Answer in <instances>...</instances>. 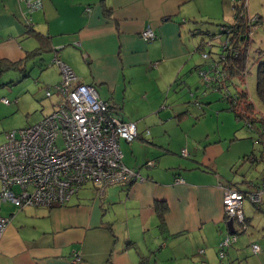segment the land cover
<instances>
[{
  "label": "crops",
  "instance_id": "crops-1",
  "mask_svg": "<svg viewBox=\"0 0 264 264\" xmlns=\"http://www.w3.org/2000/svg\"><path fill=\"white\" fill-rule=\"evenodd\" d=\"M41 2L28 10L23 0H0V60L17 63L14 70L26 73L21 77L36 69L48 87L60 80L50 63L57 55L80 82L94 85L115 113L136 122L137 136L130 142L119 139V146L123 163L143 179L109 184L101 193L87 183L62 205L18 208L0 201V216L9 217L0 237V264H208L218 256L222 224L226 227L224 188H239V182L223 173L236 162L229 158L231 138L216 131L210 137L207 126L211 119L220 130L229 115L207 119L206 106L215 97L199 92L197 68L204 62L188 40L197 35L199 50L204 33L217 29L213 24L232 21L233 1ZM147 26L156 33L148 41L140 35ZM37 34L47 37V47L31 54L40 47ZM184 86L195 89L194 102L201 105L195 114ZM53 94L44 91L43 96ZM58 98H50L40 119L56 108ZM4 140L0 135V144ZM147 160L154 164L145 166ZM160 204L165 211H159ZM243 214L249 230L220 258L222 264H242L244 247L264 236V226L256 229L250 212ZM259 246L248 263L264 264Z\"/></svg>",
  "mask_w": 264,
  "mask_h": 264
},
{
  "label": "built area",
  "instance_id": "built-area-1",
  "mask_svg": "<svg viewBox=\"0 0 264 264\" xmlns=\"http://www.w3.org/2000/svg\"><path fill=\"white\" fill-rule=\"evenodd\" d=\"M232 1L235 8L233 21H245L251 36L258 15L245 14L248 0ZM23 2L28 10L37 9L42 4L41 0ZM234 32L231 27H220L214 37L225 33V38L212 58V38L204 40L201 54L204 59L211 60H207L206 66L197 68L206 86L221 91L224 98L232 93L223 68L225 55L231 52L236 56L240 49L232 48ZM140 35L147 41L156 37L150 26L142 29ZM51 63L58 67L60 80L46 87L45 95L50 96L53 90L60 97V102L37 122L7 131L4 142L0 144V201H9L18 208L62 205L87 183L93 184L101 193L106 185L143 179L138 171L123 163L119 146V139L130 142L137 136L136 122L122 119L98 96L94 85L80 82L74 71L57 55L52 57ZM1 101L9 103L4 97ZM245 123L252 128L248 120ZM181 152L186 153L184 149ZM153 164L154 160L145 162L147 167ZM176 181L183 179L178 177ZM262 195L264 180L258 184L247 183V189L225 187L222 199L224 214L227 218L236 219L241 229H246L243 199L259 203ZM8 222L9 217L0 216V237ZM235 240L236 233H226L219 242V255L223 256V249ZM251 248L254 253L260 251L257 243H252ZM74 255L75 260L80 258L78 252Z\"/></svg>",
  "mask_w": 264,
  "mask_h": 264
},
{
  "label": "rangeland",
  "instance_id": "rangeland-1",
  "mask_svg": "<svg viewBox=\"0 0 264 264\" xmlns=\"http://www.w3.org/2000/svg\"><path fill=\"white\" fill-rule=\"evenodd\" d=\"M232 9L235 11L234 7H232ZM245 14L247 16L260 15L262 17L261 22L256 24L252 32V40L249 44L250 60L247 63V74L245 76L244 82L248 91L249 98L253 102L256 112L255 115L258 116L259 112H264V101L259 98L256 92V68L259 61L264 60V53H261L259 57L254 56L253 60L251 56L254 54L253 50L256 47L264 48V0H248V7ZM233 20L234 16L232 17V21ZM212 27H217L215 32L219 31V25L214 26L213 24ZM195 37L197 38V35L190 36L188 40L189 45L192 48L191 52L195 54L198 60H200L202 63L204 62L202 66H206L207 60L211 59L203 58L200 51L203 48V45L199 50L195 48L196 40L193 39ZM224 38L225 33H221L219 37L212 38L213 46L212 50L210 49L211 58L216 56V50L220 49V42L223 41ZM206 39H209V36H205L204 40ZM53 65L51 64L49 68L51 69L52 67H54ZM22 75L23 73H20L19 71L14 69L5 70L0 74V99L4 97L11 101L10 103H4L2 101L5 106H0V135H5L7 131L22 128L37 122L40 119L41 114L49 110L51 105V103L49 102L50 98L59 99V96L56 92L54 93H56L57 95L53 94V96L49 98L43 96V93L49 83H46L41 78L42 75L38 73L36 69L34 71H31L30 76L21 77ZM35 79L36 83H34ZM198 79L200 84L199 92L204 94L207 93L206 95L209 97H215L213 98L212 102L206 106V113L208 115L207 119L216 116L220 117L223 113L225 115H229V118L224 119L220 130L215 129V127H217L216 122H213L211 119H208L207 121V126L210 128V137L213 136L216 131V133L221 132L222 136H226L225 138H227V140H229V138H231L232 140L231 142L233 145L232 147H230L228 153H231L229 154V158H231V155L236 158V162L230 168L229 166H224L223 173L227 175L228 178H231L232 181H238L239 183H237V186L240 189H247V183L249 182L258 184L255 181L264 176V161L255 160L254 156H257V158L260 156V149L264 147L262 146L264 144L259 141L260 135L257 129H252L249 126L245 125L243 120H237L234 116V113L227 108L229 103L224 98L222 92L206 86L203 79L200 78L199 75ZM233 80L235 83H239L238 79ZM43 81L45 83H41ZM40 83L43 84L42 87H40ZM51 84L54 85L53 83ZM184 88L186 90V94L191 98L189 101V104L191 105L190 113L195 114L200 110L201 106L199 105V103L194 102L195 99L193 93L195 92V89H190L187 86H184ZM229 90L234 92L235 86L233 84H230ZM9 104H11L12 106L7 107V105ZM42 108L44 111L42 110ZM219 124H221V121ZM245 144L247 145V148L246 150L242 151L243 147H245ZM244 157H246L245 160ZM243 173L244 177L248 179V181H246V187L245 183H240ZM242 205V210L246 215L247 211L250 212L252 225H254L256 229L259 230L262 226H264V203H262V201L255 204L248 198H244ZM234 227L237 229V233H240L236 234V240L233 241L231 245H233L237 241V237L245 235L244 233L246 232V230H249V226L246 229H241L239 223L236 222V219L234 220ZM221 232L223 233L222 238L226 235V233H228L224 224H222ZM216 233L218 234L217 231ZM252 235H255V233H253ZM257 240H259V243H256L264 247V236L259 234ZM231 245L223 249V256L226 255V252L231 248ZM249 246L244 247L245 251L244 253H242L241 257L242 264H250L248 263V260L252 259L255 256L257 257V254H259V252L254 253L251 245ZM223 256L221 257L218 251V256L215 255L214 259L212 261H209L208 264H222L223 259L221 260L220 258H223ZM231 264H238V262H231Z\"/></svg>",
  "mask_w": 264,
  "mask_h": 264
},
{
  "label": "trees",
  "instance_id": "trees-1",
  "mask_svg": "<svg viewBox=\"0 0 264 264\" xmlns=\"http://www.w3.org/2000/svg\"><path fill=\"white\" fill-rule=\"evenodd\" d=\"M237 17H239L238 13H236L235 18ZM261 19L262 17L258 15V21L256 22V24L260 23ZM237 21H232L230 23H223L219 25L220 27H231L232 30L235 31L234 35L232 36V48H240L239 51H237L238 54L236 56H234V54H232L231 52H227L225 55L226 59L223 68L227 75V80H229L230 84H233L235 86V91H232L231 96L227 98L225 97V99L228 101V108L233 111L235 118L237 120H243L245 125H247L245 123V120H248L252 124V129H257L260 135L259 141L264 144V115H261L260 113L258 116L255 115L256 112L253 102L249 98L248 91L244 83L245 76L247 74V63L250 60L249 44L252 40V35H249V29L245 21L244 23ZM218 32H206L204 33L203 37L205 38V36H209V38H213L214 35ZM36 37L40 41V47L36 50H33L31 54H36L39 50H44V48L47 47V42L46 40H44L46 36L44 37L43 35L37 34ZM204 38L199 42L197 46L199 49H201L202 47V42L204 41ZM230 47L231 45L228 46V49ZM253 52L254 54L251 56L252 60L254 59V56L259 57L261 53H264V48L256 47ZM16 68H18L17 63H7L4 60H0V74L5 70ZM22 72L23 74H25L24 71ZM233 79H238L239 83H235ZM226 84H229L228 81L226 82ZM256 92L259 98L264 101V60L259 61L256 68ZM254 159L264 161V147L260 149V156L258 158L257 156H254ZM157 208L160 212H163L165 211L166 206L165 204H160L159 206H157Z\"/></svg>",
  "mask_w": 264,
  "mask_h": 264
},
{
  "label": "water",
  "instance_id": "water-1",
  "mask_svg": "<svg viewBox=\"0 0 264 264\" xmlns=\"http://www.w3.org/2000/svg\"><path fill=\"white\" fill-rule=\"evenodd\" d=\"M225 224L229 233L235 232L234 220L232 217H228L227 220L225 221Z\"/></svg>",
  "mask_w": 264,
  "mask_h": 264
},
{
  "label": "clouds",
  "instance_id": "clouds-1",
  "mask_svg": "<svg viewBox=\"0 0 264 264\" xmlns=\"http://www.w3.org/2000/svg\"><path fill=\"white\" fill-rule=\"evenodd\" d=\"M233 233H235V232H233Z\"/></svg>",
  "mask_w": 264,
  "mask_h": 264
}]
</instances>
